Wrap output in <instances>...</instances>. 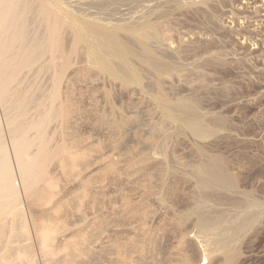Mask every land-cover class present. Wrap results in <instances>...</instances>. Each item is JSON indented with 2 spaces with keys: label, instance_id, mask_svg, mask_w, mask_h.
<instances>
[{
  "label": "rangeland",
  "instance_id": "1",
  "mask_svg": "<svg viewBox=\"0 0 264 264\" xmlns=\"http://www.w3.org/2000/svg\"><path fill=\"white\" fill-rule=\"evenodd\" d=\"M59 1L60 8L63 5L69 8L64 9L63 6L61 12L73 9L71 13L80 20L84 19L82 21L89 25L93 24L90 18H94L93 21L108 25L112 23L111 27H123V37L136 48L139 47L137 41L125 28L139 26L151 19L163 38L162 41L161 38L157 40L158 43L152 42V47L159 57L176 69L172 74L162 77L161 82L151 68L134 60L133 64L141 69L139 71L144 77V83L141 82L144 84L143 88L142 84L123 85L108 74L100 72L97 67L93 68L91 64L85 65L84 69L88 75L85 78L87 83L85 80L77 82L73 79L74 75L69 73L71 69L67 75L64 74L66 78L63 77V84L61 83V99L69 100L74 108L66 123L61 119L54 120L48 131L52 135L55 132V143L72 141V150L80 157L78 168H75V176L71 179L58 161L55 164L53 162L50 170L52 169L51 173L54 172L52 174L56 177L54 179L57 186L52 197H57L55 200L50 197L45 205L34 204L33 207L17 175L16 185L21 190V203L19 202L17 210L21 212H14L9 216L11 219L7 217L6 220L17 224V228L20 226L18 233L22 231L25 235L21 232L18 237L27 244L20 243L18 237H15L16 243L13 244L16 247H32L30 252L35 256H32L34 264H138L139 261L142 264H184L186 260V264H222L221 250L213 247L216 252L211 254V248L208 251L209 246L212 247L210 240L214 241L215 236L210 231H201L197 223L198 213H195L198 203L209 197L207 204L210 202L212 206L214 203L210 210L213 215L222 213L229 220L248 214L252 217L249 226L234 240L232 264H264V0ZM77 13L85 17H78ZM67 34L62 31L65 48H69L72 42L69 41L72 37L69 38L70 35ZM79 47L85 51L83 45ZM79 49L77 58L84 52L82 50L81 53ZM47 58L45 57L49 60ZM45 59L24 73L27 75H24V83L28 82L27 88L40 98L48 95L53 84V72L46 68L48 62ZM91 76L95 78L94 81L89 79ZM160 92L172 97V101L183 99L192 102L201 121L212 131L200 137L188 128L181 127L179 121L167 118L161 103V106L158 105L160 101L156 100ZM1 105L0 117H3ZM117 123H122V126L118 127ZM210 154L225 160L227 169L235 177L234 189L215 188L208 192L200 185L197 186L195 168ZM11 157L17 172L13 153ZM45 206L48 209L44 210ZM42 209L49 212H43ZM30 211L33 213L31 216L28 214ZM50 212H53L52 215ZM47 213L50 214L48 220L53 222L47 220ZM37 217L36 220L40 223L36 222L37 225L34 226L36 220L33 218ZM40 218L46 222L42 223ZM100 222L103 227L99 226ZM78 226L82 229L81 232H77ZM41 227L45 237L50 238V241L47 240L48 246L52 243V247L43 246ZM59 228L62 231H58ZM51 232L54 233L51 235ZM37 235H40L39 240L42 238L40 241L37 240ZM153 237L155 241L152 240ZM71 239L75 244L71 243ZM143 242L145 245L140 246ZM124 243L129 246L128 248L126 245L127 250ZM19 246L9 256L12 264H30L24 258H14L22 249ZM84 246L91 251L87 252ZM81 251H86L87 254L83 252V255ZM120 252L122 255L118 256ZM70 256L75 260L72 261Z\"/></svg>",
  "mask_w": 264,
  "mask_h": 264
},
{
  "label": "bare ground",
  "instance_id": "2",
  "mask_svg": "<svg viewBox=\"0 0 264 264\" xmlns=\"http://www.w3.org/2000/svg\"><path fill=\"white\" fill-rule=\"evenodd\" d=\"M47 1H49V2H47ZM59 3H60V1L58 2V0H0V103L2 104V105L1 104L0 105L4 111V114L2 113L3 117H0V264H12V260L9 259V256H11L10 254H12L13 249L16 247L15 246L16 244L14 245L13 242L15 241V237H18V234L22 232L21 231L18 233V231L21 229V228L18 229L20 227L19 226L20 222H18L19 227L17 228V224H15L12 221L6 220L7 217L9 219H11V217H9V216L11 214H13L14 212L18 211L17 209L19 208V206H18L19 202H20L19 191H21V190H18V185H16L17 184L16 183L17 175L21 179L22 186H23V187L22 186L21 187H22L23 191L25 192L26 196L29 198V201H31L33 203L32 207L34 206V204H38L39 206H40V204L41 205L44 204L46 200H49V198L53 196L54 188H55V186H57L56 181L54 179L56 177L53 176V174H52L54 172L51 173L52 169L50 170V165H52L53 162L55 164V161H58L59 164L63 167V170L65 168L66 171H64V173L67 174V176L71 177V179H72L73 175L75 176V168L77 167V164L79 162L80 157H78L75 150L74 151L72 150L74 144L72 143V141L70 143L67 142L68 140L62 141V142L59 141L58 143H55V139H54L55 132H54V135H52L53 133L50 134L48 131L50 124L54 123L53 122L54 120L56 121L57 119H61L64 123H66L67 120L69 119V116L71 117V115H70V113L72 111L71 109L74 108L70 105L69 100H66V99L62 100L61 99V97L63 95L61 94L62 92L60 93V88H62L61 83L63 84L62 80H63V77H65L64 74L67 75L68 71L71 69V72L69 71V73L71 75L72 74L74 75L73 79L75 78L76 81L77 80L83 81V80H85V78H88V75H86L87 71L86 72L84 71L85 65L88 66V64L89 65L91 64V65H93L92 66L93 68H94V66L97 67L100 72L108 74L113 79L118 80V82L123 83V85L124 84L137 85V84H142L144 82H142V77H143L141 75L142 73H140V71H139L141 69H138L137 67H135L136 65L133 64L134 60L140 61L144 65L151 68L155 72L159 81L165 75L172 74V72H174V69H176L169 62L162 59L161 56L159 57L157 52H156V49H154V47H152V45H153L152 42H156L157 40H160L161 37L159 35L160 32L159 33L157 32V29H156L157 26L154 25L150 21L151 20L150 18H149L150 20H148L146 22L144 21L145 23H142L141 25L138 24L139 26H137V25L132 26L131 25V26H129V27L127 26L125 28L126 32L131 33L132 36L135 38V41H137L139 47L136 48V47L132 46V44L130 43L129 40H127L126 38L123 37V35L121 33L123 27H117V26L111 27L112 23L111 24L109 23V25H108V24H106V23L104 24L100 21H96V20L93 21V19H94L93 17H92L93 19L90 18V20H91L90 22H92L93 24L89 25L88 23H85L82 21L84 19L80 20L76 17V15H73L71 13L73 11V9H71L72 11L67 10L66 12L65 11L61 12V9L65 5H63L62 8H60ZM65 8H68L67 5L64 7V9ZM164 8H165V6H164ZM162 11H163V9H162ZM77 14H79V13H77ZM79 16H81L82 18L85 17V16L83 17L82 14H79L78 17ZM96 18L97 17H95V19ZM33 20H34V22H33ZM87 20H89V18H87ZM146 20H147V18H146ZM33 23H35L36 25L34 24V26H32ZM116 25H118V24L116 23ZM32 27H36V28L34 29ZM32 30L34 32H32ZM62 31H63V33L67 32L70 35L69 38L72 37L71 40H69V41H72L71 44L68 42L70 44V47H69L70 49L68 47L65 48V45H64L65 42L62 43L63 42ZM162 39L163 38H161V41H162ZM156 43H158V42H156ZM156 43H155V45H156ZM80 45L81 46L83 45V47H85V51H84V48L79 49ZM78 49L81 53H82V50L84 51L80 55V58H77ZM45 57L46 58L48 57L47 59H49V60H46ZM44 59L48 62V64H46L47 67L46 66L45 67L48 68L49 71L53 72L52 73L53 84H52V87L49 90V92H47L48 95H45V96L40 98L37 96V94L35 96V93L33 94V91L31 89H29V87L27 88L28 82H27V84L24 83V80H25L24 75H26L24 73L26 71L32 70L35 67V65L38 64L39 62L41 64V61ZM58 60H60L59 62H61V63H59ZM48 69H45V70H48ZM37 70H39V68ZM41 70H43V69H41ZM88 70H90V69H88ZM39 73H40V71H39ZM103 73H101V74L104 75ZM41 74H43V73H41ZM68 77H70V75ZM105 77H106V75H105ZM89 79L94 81L93 79H95V78H92V76H91V78L89 77ZM89 79H88V81H90ZM40 80H42V79H40ZM144 80L145 79H143V81ZM37 81H39V80H37ZM66 81H68V80L66 79ZM72 81L73 80H71V82ZM34 82H36V81H34ZM39 82H37L38 86H39ZM161 82H162V79H161ZM73 83H72V85H74ZM86 83H87V81H86ZM40 84H42V83H40ZM66 84H67V82H66ZM29 85H30V83H29ZM143 85L144 84H142L141 88H143ZM65 86H63V87L65 88ZM39 87H41V86H39ZM42 88H43V86H42ZM33 89H35V88H33ZM79 91H81V90H79ZM37 92H40V91L38 90ZM41 95H43V94H41ZM171 98L169 97V95H166L163 92H160V94L156 98V100L158 99L160 101L158 103V105L159 106L162 105L161 107L164 110V113H165L167 118H169L171 120L179 121L180 122L179 124L181 125V127L188 128L193 134L200 136V137L205 136L207 134V132L212 131V129L206 127L205 124L201 121L200 114L197 112L194 105L191 104L192 102L189 103L188 101L183 100V99L177 100V101H172ZM160 103H161V105H160ZM118 116L120 117V115H118ZM61 120H59V121H61ZM123 122H125V121H123ZM121 126H122V123H119L118 127H121ZM64 134H66V133H64ZM155 138H153L154 141L152 140L154 143L156 141ZM156 143H157V141H156ZM157 146L159 148L158 143H157ZM152 148H153V146H152ZM11 153L14 154V158H15L14 161L16 163L17 172H16L15 166H14L13 161H12ZM84 153H82V154H84ZM78 154H80V153H78ZM211 155L212 154H210L209 156L204 155L205 157L202 160V162L195 168V173H196L197 180L199 183V184L196 183L197 186L200 185L201 187L205 188V190H207L208 192L215 189V188L234 189L236 187L235 177H234V174H232L231 171L229 172V170L227 169L228 166L226 165L225 160L221 157L211 156ZM80 156L82 157V155H80ZM83 158L84 157H82V159ZM83 160H85V158ZM133 162H135V161H133ZM115 172L116 171H114V173ZM76 175H77V173H76ZM161 179H163V178H161ZM84 191H83V193H84ZM100 192H102V190ZM203 193L204 192H202V194ZM205 193H206V191H205ZM200 196H201V198H204V196L203 197H202V195H200ZM27 197H26V200L28 199ZM52 198H54V197H52ZM55 198H54V200H55ZM208 198L209 197H207V199ZM22 199H24V198H22ZM207 199H203V200H201V202L199 200L200 203H198L197 207L195 208L196 209L195 213H198L197 223H198L201 231H203V233H205V231H210L215 236V237L213 236L215 238V239L213 238L214 239V241L212 240L213 242L210 240L212 247L209 246L208 251H210L212 249L213 251H210V252H212L211 254H213L214 251L216 252V250L213 249V247L218 249V251L221 250L223 252L222 264H232L233 258H234V254H233L234 240H235V238H237V236L242 231H244L249 226V224L252 221V217H250L248 214L247 216L244 215V216H240L239 218H236L234 220H231V219L229 220L222 213L213 215V214H211L210 210H211L212 206H214L213 205L214 203H212V206H211L210 205L211 203L209 202L208 203L209 205H208ZM127 203H126V205H127ZM251 203H253V202H251ZM46 206L43 208L44 210H45ZM53 207H54V205H53ZM125 207H127V206H125ZM129 208H131V207H129ZM250 208H252V207H250ZM37 209H39V208H37ZM43 209H42L43 212L47 211V210L44 211ZM46 209H48V208H46ZM30 210L32 211V209H30ZM49 210H51V208H49ZM31 211L28 212V214L30 216H31V214L33 215V213H34V211H32L33 213H31ZM18 212H21V211H18ZM47 212H49V211H47ZM127 212H128V210H127ZM129 212H131V211H129ZM135 212H137V211H135ZM52 213L53 212H50L51 215H52ZM24 214L26 215V212H24ZM47 214H46V216H47ZM50 214H48L47 220L50 218L49 217ZM147 214H149V212ZM18 216H20V214H18ZM257 218H258V216H257ZM33 219L36 220V219H38V217L33 218ZM95 219H96V217H95ZM39 220L42 221L41 218ZM43 221L46 222L45 220H43ZM43 221H42V223H44ZM48 221L53 222V220H48ZM180 221H183V220H180ZM36 222L38 223L39 221H37V220L34 221V226L37 225V224H35ZM105 222H106V220H105ZM47 223H49V222H47ZM100 223H99V226L103 224V223H101V224ZM111 223H112V221H111ZM61 226H63V225H61ZM49 227H51L50 224H49ZM102 227H103V225H102ZM25 228H28V226ZM34 228L37 229L36 227H34ZM42 228L43 227H41V232H42L41 236L44 238V243H43L44 245L43 246L46 247V246H48L47 240L49 237H45V232ZM69 228H72V227H69ZM39 229H40V227H38V230ZM47 229H50V228H47ZM55 230H56V228H55ZM64 230H66V229H64ZM79 230H80V227L77 230V232H79ZM81 230H80V232H81ZM26 231H27V229H26ZM58 231H62V230L60 229ZM97 231L100 232V230H97ZM114 231H116V230H114ZM23 233L24 232H22V234ZM53 233L51 232V235ZM73 233H75V232H73ZM99 234H101V233H99ZM23 235H25V233ZM48 235H46V236H48ZM201 235H202V233H201ZM207 235H209L208 232H207ZM38 236H40V235H37V237ZM65 236L66 235L64 234V237ZM202 236H204V235H202ZM211 236H210V238H211ZM18 238H19V242L23 243V241H20L21 238L20 237H18ZM28 239H29V237H28ZM81 239H82V237H81ZM127 239H129V238H127ZM37 240H39V237ZM67 240H68V242L70 241L69 239H67ZM72 240L73 239H71V243L75 244L74 242H72ZM139 240H141V239H139ZM150 240H151V237H150V239H148V242H150ZM152 240L155 241L154 237L152 238ZM202 240H200V241L202 242ZM26 241L28 242V240H26ZM48 241H50V240H48ZM86 241H88V240H86ZM129 241H131V240H129ZM51 242H54V241H51ZM14 243H16V242H14ZM23 244H27V243H23ZM30 244L32 245V243H30ZM57 244H59V243H57ZM149 244H148V246H150ZM213 244H214V246H213ZM120 245H122V244H120ZM120 245H119V247H120ZM124 245L126 247L127 243H124ZM124 245H122V246H124ZM143 245H145L144 242L140 246H143ZM18 246L16 247V249L18 248ZM41 246H42V243H41ZM48 247H52V243ZM59 247H60V245H59ZM78 247H79V245H78ZM86 247H87V245H86ZM117 247H118V245H117ZM125 247H123V248H125ZM127 247L129 248L128 245H127ZM127 247L125 250L128 249ZM136 247L138 249V246H136ZM19 248H22V249L19 250L16 257H14V258L22 259V260L24 258L25 260L28 261V263L34 264L33 258L35 256L31 255L33 252L32 253L30 252V249L32 247L29 248V245H26V246L21 245V246H19ZM41 248L42 247H40V249ZM85 248H84V250L87 249V248L86 249ZM118 248H117V250H119ZM123 248H122V250H124ZM145 248H147V244H146ZM38 249H39V247H38ZM89 249H87L88 250L87 252L91 251ZM51 250L53 252V249H51ZM104 250H106V249H104ZM205 250H206V247H205ZM20 251H23V252L21 253ZM41 251H42V249H41ZM44 251H46V249ZM44 251H43V253H44ZM77 251H79V250L77 249ZM83 252L81 254H83V255L87 254L86 251H85L86 253L84 252L85 254ZM100 252H99V254H101ZM107 252L104 253V255H106ZM123 253H125V251ZM141 253H143V252H141ZM54 254H55V252H54ZM119 254H120V256L122 255L121 252L118 253V256H119ZM48 255L49 254H46V256H48ZM83 255H82V258H83ZM179 255H180V253H179ZM32 256H33V258H32ZM66 257H69V256L66 254ZM123 257H125V255H123ZM215 257H218V255ZM71 258H72V261L75 260V259L73 260V257H71ZM89 258L91 259V257H89ZM118 258L120 259V257H118ZM183 258H184V260H186L185 257H183ZM95 259H96V257H95ZM129 259H130V257H129ZM35 260L36 259H34V261ZM69 260H70V258H69ZM69 260H66V261L69 262ZM220 260H222V259H220ZM135 261H137V260H135ZM189 261H191V260H189ZM56 262H57V260H56ZM185 262H184V264L187 263V262L186 263ZM26 263L27 262H25L24 264H26ZM70 263H72V262H70ZM89 263H90V261H89ZM103 263H106V262H103ZM114 263H116V262H114ZM139 263H141V262L139 261L138 264ZM59 264H60V262H59ZM135 264H136V262H135ZM191 264H193V263H191ZM194 264H199V263H194Z\"/></svg>",
  "mask_w": 264,
  "mask_h": 264
}]
</instances>
